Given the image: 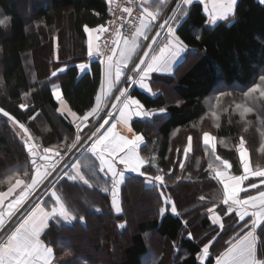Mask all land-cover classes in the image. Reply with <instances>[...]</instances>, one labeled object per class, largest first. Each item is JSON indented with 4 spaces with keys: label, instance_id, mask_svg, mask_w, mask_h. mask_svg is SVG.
Here are the masks:
<instances>
[{
    "label": "trees",
    "instance_id": "16d2710c",
    "mask_svg": "<svg viewBox=\"0 0 264 264\" xmlns=\"http://www.w3.org/2000/svg\"><path fill=\"white\" fill-rule=\"evenodd\" d=\"M112 3L109 5L106 0H30L32 14L29 26L16 0H0V12L8 18L7 26H0V108L30 129L39 121L38 124L49 126L51 132L45 141L47 145L63 142L64 128L69 133H75L76 128L67 116L59 114L60 103L54 99L51 85H34L26 59L33 60L34 55H39L40 70H47L50 53H44V40H52L67 13L77 42L75 47L81 49V43L87 40L84 28L105 26ZM178 24L176 35L190 50V55L179 64L182 72L171 77L176 96H167L160 85L169 81L158 78L153 81V88L161 92L158 96L137 88L132 94L148 110H166L150 119L132 121L134 131L144 137L140 153L150 161L142 171L146 169L149 175H163L165 184H150L144 177L132 173L120 189L121 209L116 213L110 193L104 191L105 188L111 191L112 181L98 172L99 169H96L95 177H88L84 165L96 158L86 153L80 160L81 173L89 178L90 183L67 177L57 187L59 196L75 219L58 223L50 220L42 237L44 243L52 248L57 264H144L153 239L163 255L160 264H216L217 256L240 232L243 223H239L235 214L225 218V226L221 230L208 211L215 207H219V212L225 210L222 206L223 192L215 180V170L221 171L223 165L215 156L230 162L233 174L242 175L238 148L243 137L250 166L253 170H264V123L261 130L258 129L257 119L253 116L248 119L252 124L247 127L239 115L229 116L231 109L221 118L218 127H210L209 121L206 123L208 111L205 102L221 85L248 89L264 76V4L258 0H238L234 20L210 28L204 7L195 3ZM58 38L62 45L61 60L55 70L60 71L57 77L65 103L78 116H83L96 106L103 67L97 60L92 63L91 72L81 75L78 64L87 60V55L76 48L74 50V43L73 48L63 46L62 35L58 34ZM21 104L27 107L21 108ZM49 110L57 118L51 117ZM7 120L0 113V122L7 125ZM178 131L180 135L175 139L174 134ZM205 131L213 133L217 140L237 144L226 149L216 142L213 155L203 143ZM7 136L0 133V156L14 157L23 164L22 159L28 153L25 146L15 144L12 150ZM189 137L193 146L185 156ZM96 162L99 165V161ZM210 163L212 169L209 168ZM14 165L0 162L2 168ZM259 180L263 178L253 176L250 179L252 183ZM137 197L147 204V211L145 216L135 218V225L130 206ZM166 198L170 202L166 203ZM173 205L175 213L171 211ZM94 223H103L106 235L95 233L93 247H80L79 241L86 231H92ZM121 224L125 227L121 228ZM257 235L258 255L264 259L261 229ZM205 246L209 247V256L202 263L200 258Z\"/></svg>",
    "mask_w": 264,
    "mask_h": 264
},
{
    "label": "snow or ice",
    "instance_id": "6c2138e0",
    "mask_svg": "<svg viewBox=\"0 0 264 264\" xmlns=\"http://www.w3.org/2000/svg\"><path fill=\"white\" fill-rule=\"evenodd\" d=\"M112 0H109L111 3ZM165 0H158L156 5V11H149L147 9L141 14L139 18V24L135 27V33L131 38H121L119 29L116 30L117 39L113 41L119 48V55L117 57L116 48L112 49V56H108L106 63L105 84L102 85L101 94L97 96V107H93L90 112H87L83 116H77V113L70 110V115L81 123L89 121V118H100V105L107 106L106 101L109 98L115 100L111 104V108L114 111L105 113L106 119L102 120V124H96L90 130V134H86L87 138L82 137L80 132L83 129L80 124H77V133L71 143H67L66 151L61 152L58 148H63V145H57L55 147H44L38 154V145L33 141V137L29 134L28 128L25 124L20 123L14 116L10 115L8 111L0 108V113L4 117H7L13 124L19 126L23 131L26 139L24 140L25 147L32 157V165L34 169V175L30 177L31 183H25L20 179H16L13 188H9L7 193L0 192V206L4 205V201L7 197L13 194L16 187L24 186L22 193L15 199L9 201L7 205V215L9 217L15 215L16 211H19L18 206H23L28 192L35 190L39 183L48 179L53 172H56L57 166L60 162H63L64 169H72L71 172H63L64 176H67L71 180H81L84 184H89V178H86L81 173V163L79 159H73L72 155L75 152L91 153L96 160L99 161V171L110 174L113 184V206L116 211L119 212L120 208L115 200V189L122 184L126 177L125 172L136 173L145 178L147 183L158 182L161 185L165 184L164 176L149 175L147 170L144 169L146 163L150 161L146 160L140 154V145L144 142L142 135L133 134L132 139L118 136L115 132L117 123H123L127 125L129 119L135 115L138 117H148L156 115L154 112L145 110L144 105L138 99H135L129 93L127 88H118V95L112 96L113 88H116L121 77L124 76V70L128 69V65L131 62L132 68L128 69L131 73L135 74L138 79L135 80L139 87L151 92L152 89L149 86L148 80L152 73L168 74L173 71V65L178 64L182 54L187 50V46L176 35L175 29L170 23V19H164L162 23L158 25L159 29L166 31V39L162 46H157L155 49L152 47L157 43V37L161 36V31H156L155 35L151 38V43L145 47L148 49L144 51L138 62H135L133 57L137 54L141 45L138 43L139 38L144 40L149 39V31L151 28L156 27L152 21H156L159 18V5L163 4ZM237 0H201V3L205 4V11L208 13L209 22L215 23L217 20H227L234 11V6ZM149 0H142V6L148 4ZM192 0H183L184 5H190ZM261 4H264V0H260ZM210 4V7H209ZM123 12L132 15V9L125 7ZM8 18L0 19V26H7ZM167 28L165 29V26ZM107 29L103 26L99 28L89 29L85 27V31L89 34L88 42V55L91 57L93 53L92 33H103ZM99 37H97L98 39ZM122 44V46H121ZM97 55L100 53L97 52ZM81 71H86L87 65H79ZM63 71V69H61ZM53 76L57 73L53 72ZM128 79H133V76H129ZM261 83H256L247 91L243 93L244 97H250L254 93H259L261 97H264V76L260 77ZM53 95L57 99L61 98V91L59 89L54 90ZM231 92H221L220 96H230ZM220 96L216 97L217 103L220 101ZM21 108L27 107L25 104L20 105ZM235 109L240 111L241 120H244L248 113L253 111V108L243 103H236ZM165 109H159L161 114L165 113ZM214 119L218 120L219 116L215 111L212 112ZM34 118V117H33ZM111 121V123H110ZM103 125H108L107 128L101 130ZM86 126V125H85ZM218 126V125H217ZM130 132L131 128L128 129ZM247 130V129H245ZM215 137L209 132H204L203 143L205 146H210L212 154L215 155L216 145ZM192 138H188V147L184 149V154L191 150ZM223 143V141H221ZM245 141L243 137L239 143V155L241 163L243 164L244 175L233 176L228 175L225 171L215 170V178L223 185V200L222 203L227 205V213L230 214L235 211L236 215L244 223L240 227V232L236 234L231 241H229V247L216 258V264H264V259H259L257 256V232L258 228L261 229V234L264 235V190H259L257 194L253 195L249 193L246 198H240L241 192H246L248 188L258 189L257 183H250L247 187H242L245 180L249 178V175L264 177V170H257L255 172L249 171L248 152L244 147ZM82 153V154H83ZM48 154H52L53 157L59 158L50 167L46 168L44 172H41L39 161H47L50 159ZM215 159L223 165L224 169H228L231 166L227 161L221 160L219 156H215ZM155 157L152 158L154 162ZM123 165V169H119L118 166ZM88 172V177H95L96 170L94 166L84 165ZM184 167L183 163L180 165ZM209 168L212 169L213 165L210 163ZM24 176H29V172L25 171ZM39 178V179H37ZM58 181L53 180L50 185V198L54 201L51 208L48 207L47 201H39L34 203L29 209L26 210L24 218L12 229L5 230L4 214L0 213V264H51L52 248L45 246L40 240L41 232L48 227L50 220H58L62 218L64 221H71L75 219V215L65 205L61 197L57 194L56 183ZM264 183V181H261ZM108 189L105 188L104 191ZM163 195V193H161ZM170 202L166 198V203ZM15 209V210H14ZM164 209H161L163 212ZM173 213L176 212V207L173 205L171 208ZM209 212L213 209L209 208ZM245 217H251V223L245 220ZM83 219V217H81ZM219 217H215L214 222H218ZM121 228L125 225L121 224ZM223 228V224L220 225ZM249 228L248 231H244ZM243 233V234H241ZM209 247L203 248V255L207 256Z\"/></svg>",
    "mask_w": 264,
    "mask_h": 264
},
{
    "label": "rangeland",
    "instance_id": "374dc122",
    "mask_svg": "<svg viewBox=\"0 0 264 264\" xmlns=\"http://www.w3.org/2000/svg\"><path fill=\"white\" fill-rule=\"evenodd\" d=\"M16 2L18 4V7H19L21 13H23V15L25 16V18L28 22V25L30 26L31 25L30 24V15L32 14V10L29 7L30 0H16ZM181 2H182V0H176V2H174V4L169 9V11L165 15H160L158 20H160L161 16H163L162 19H170V23L172 24L174 29L177 28L179 21L185 17L186 12H187V8H188L187 5H184V4L181 5ZM236 4H237V2H236ZM236 4H235V6H236ZM235 6H234L233 14L227 20H217L214 24L209 22V26L215 25L218 22H227V23L232 22L235 18ZM209 7H210V4H209ZM4 18H6V17L0 12V19H4ZM162 22L163 21H161L160 23H162ZM166 28H167V25H166L165 29ZM155 33L156 32H154V35H155ZM58 34L63 36V41H64L63 46H65L67 48H71V47L73 48V43H74V50H75V48H76L75 46H76L77 42H76L75 36L73 35V28H72L71 24H69V14L68 13L64 16V20L61 21L60 24L58 25L55 34L52 35V40L51 39H45L44 40V45H45L44 53H46L47 51L50 53L49 61L47 64L48 65L47 70L46 69H44L43 71L40 70L41 69L40 68L41 60L39 58L40 57L39 55H36V56L34 55L33 60H32V58L26 59V63H27V66L29 68L30 75L32 76V81H33L34 85H37V86L44 85V84L53 85L55 83L53 81V79H55V77L52 78V76H53L52 73L53 72H56V73L60 72V71H56L55 67H57L56 65H57L58 61L61 60V56H60L61 53L60 52H61V48H62V45H60V42H59ZM156 39H157L156 45L152 46L154 49L157 46L163 45V43L165 42V39H166V31L163 30L162 35L157 37ZM85 45H86L85 43H81V45H80L81 49L76 48V50L78 52L81 50L82 53H85L87 55L88 53L85 51ZM145 46L146 45H143L142 48H144ZM147 50L148 49L145 47L143 51H147ZM111 54H112V52H111ZM111 54H109L108 56H110ZM189 55H190V50L187 48V50L182 54V57H181L182 61L189 58ZM106 60H107V58H106ZM134 61H136V60H134ZM103 65H104V67H106L105 62L103 63ZM131 65H132V63H131ZM174 68H175V70H174L173 74H176L177 76L183 70L179 65L177 66V64L173 65V69ZM176 69H177V71H176ZM125 73H124V76H125ZM170 74H169V76H163V75L159 76L156 73H153V74H151L150 79H153L154 81L156 78L161 79V80L167 79L169 82H167L165 85H163V83H162V85H160V87L164 90V92L166 93L167 96L172 98V97L176 96V92L173 89V86H175V84L173 82L170 83V81L172 79L171 78L172 75H170ZM129 76H133V79H128ZM136 79H138V78L135 77V74L129 72L127 77H125V81H123L124 83H123L122 88L129 89L130 84L129 83L127 84V82L132 81L135 83ZM257 83H261V81L259 80ZM157 86H159V84ZM152 90H155V89L152 88ZM247 90L248 89H243V88H240L238 86L227 87L225 85H221L220 88L217 89L216 91H214L213 94L205 102V105H206V108L208 111L206 123L209 121V123L211 124L210 127H212V126L218 127L220 125L221 118L224 115H228L232 109V113L229 114V116L233 117L234 115H239L240 121L245 122L247 127L252 124L251 121H249L248 119H251V117H253V116H255L257 119L256 121H257V124L259 125L258 129L260 127H262V125L264 123V114H263L264 113V97H261L259 95V93H254L250 97H244L243 93ZM221 92H231V95L230 96H220ZM115 95H118V89L115 92L114 96ZM217 96H220L219 103H217V101H216ZM114 102H115L114 99H112V100L110 99L108 102H106L107 106H104L100 110V118L99 119L89 118V121L81 123V121L76 120L74 117H68L67 116L69 121L75 126L76 132L75 133H69L64 128L63 132H62L63 133V135H62V141L63 142H61V143L60 142L54 143L53 145H52V143L49 145H47L45 143V141L47 140L48 135L50 134L51 130H50V127L45 125V124H38V123H40V121L37 124L33 125L31 127V129L26 126L29 130V134L33 137L32 142L36 143L39 146L37 149V153L39 154L44 147H55L57 145H63V148H58L57 150H59L61 152L66 151L67 143H71L72 140L75 138V134L77 133V127H76L77 124H80V127L83 129V131L80 132V135L82 137L87 138L86 134H90V130L94 127V125L102 124V120L107 118L105 116V113L110 112V111H114L111 108V104ZM236 103L246 104L247 106L252 107L253 111L251 113H248L244 120H241L240 111L235 109ZM59 111L61 113H64L65 110H64V108H61V110H59ZM213 111H215L217 113V115L219 116L218 120L213 118V116H212ZM49 113H50L51 117L53 116L54 118L55 117L57 118V116L54 113H52L51 110H49ZM7 121H8L7 125L5 123L0 122V133L3 135L8 134L7 137H8V142H9L10 148H12V150H13L16 147L15 144L18 147L21 145L25 146L24 140L26 139V136L24 135L23 131L19 128L18 125L13 124L12 121H9V120H7ZM110 123H111V121H110ZM107 127H108V125H103L101 130H103ZM200 127H201V125H200ZM207 127L208 126L206 125L205 130L208 129ZM5 129H7V131ZM260 130H261V128H260ZM209 133L213 137H215L214 142L215 143L217 142V144L222 146L223 148L232 149L233 144H237V143H230L229 140H222V139L217 140L216 136L213 133H211V132H209ZM179 135H180V131H178L174 134V138L177 139L179 137ZM221 141H223V143H221ZM192 146H193V144H191V147ZM207 148L211 149L210 146H207ZM82 153H83V150L81 149L80 152H75L74 155H72V158L74 160L78 158L80 161L83 158L84 154H86V153H83V154ZM48 155H49V157L53 158V160L48 161V162L39 161V165L41 166V168H40L41 172H44L46 168L50 167L54 162L59 160V158L53 157L52 154H48ZM22 161L24 163L19 164L14 157L10 159V158L5 157V156H0V162L3 163L4 165L15 164L14 166L9 167V168H7V166H5L4 168L0 167V176H1L0 177V183H1L0 192L7 193L9 188H13V186L15 185L16 179H20V180L24 181L25 183H31L30 177L32 175H34V169H33V165H32V157L29 155V153H27V156L24 159H22ZM248 161L250 163V157H248ZM95 162H96V160L90 161L88 165L94 166V167L96 166V168H95V170H96V169H99V165L97 162L96 163ZM258 170H263V169L258 168ZM25 171L29 172V176L23 175V173ZM71 171H72L71 169H70V171H69V169H64L63 168V162H60L59 165L57 166L56 172H53L52 175L48 177V179L44 180L42 183H39L35 190L28 192V196H27L26 201L24 202L23 206H18L19 211L15 212V215L17 213H20L17 215V216H19L17 221H19L22 217H24V215L26 214V210L29 209L34 203L38 202V200L39 201H47L48 207L51 208V206L54 203V201H52L50 198V192H49L51 183L53 182V180L58 181L57 183H60V181L62 179H64L65 177L67 178V176L63 175V172H71ZM249 171L251 173V172H255L257 170L251 169L250 164H249ZM249 177L253 178L252 175H249ZM37 179H39V178H37ZM58 186L59 185H57V187ZM57 187H56V191H57ZM23 190H24L23 185L16 187L13 191V194L5 199L4 205L0 206V212L8 211L7 205L9 203V201L17 198L22 193ZM113 191L114 190H113V185H112L111 191H110V189H108V191H105V193H107V194L111 193V197H112ZM57 194L59 195L58 191H57ZM132 203H133V205L130 206V210H131V213H132L134 220H136L135 218L137 216L141 217V216L146 215L147 204L145 202L141 201V199L137 197L134 200V202H132ZM15 215H13V216H15ZM11 217H9L8 215L4 216V222L6 224L5 226L8 225V223L10 221L9 222H7V221ZM53 221L58 223V222H61L64 220L62 218H59L58 220H53ZM72 221L73 220L65 221V222H72ZM134 222L136 225L137 220ZM103 226H104L103 223H98V224L94 223L92 226V231L91 232L86 231L85 235L79 241V246L83 247L85 249H90V247H93V245L95 244L93 235L95 233H98L100 235H106V231H105ZM152 243L153 244L150 245V253L145 258L144 264H160L162 261L161 258H163V255L160 253V250H159L160 246L156 243L155 239L152 240ZM101 258H103V257H101ZM54 263L57 264V262H54Z\"/></svg>",
    "mask_w": 264,
    "mask_h": 264
},
{
    "label": "crops",
    "instance_id": "0c3cea01",
    "mask_svg": "<svg viewBox=\"0 0 264 264\" xmlns=\"http://www.w3.org/2000/svg\"><path fill=\"white\" fill-rule=\"evenodd\" d=\"M108 3H109V0H106ZM113 1V0H112ZM258 1H260V0H258ZM174 2H176V0H165V2L163 3V4H161V5H159V17H160V15H165L168 11H169V9L171 8V6L174 4ZM112 3V2H111ZM111 3H109V5L111 4ZM195 3H199V4H201L203 7H204V13H205V15L207 16V18H208V26H209V16H208V13L205 11V4H203V3H201V0H192V3L190 4V5H187L188 6V8H187V13H188V11H189V8L193 5V4H195ZM237 3H238V0H237ZM158 4V0H149V3L148 4H144L143 6H142V0H141V9H142V13L144 12V10L145 9H147V10H149V11H153V12H155L156 11V5ZM236 6H237V4H236ZM236 6H235V11H236ZM187 13H186V15H185V18H186V16H187ZM163 18V16H161V19L160 20H156V21H152V23L153 24H155L156 25V27H153V28H151V30L149 31V33H148V35H149V39L148 40H144L142 37L141 38H139V40H138V43L141 45V47L138 49V52H137V54L133 57V59L134 60H136L135 62H138V60H139V58H141V56H142V54H143V50H144V48H142L143 47V45H148V44H150L151 43V38H152V36L154 35V32H156V31H161V35H162V33H163V30H161V29H159V27H158V25L160 24V22L161 21H163L164 19H162ZM219 23H222V22H218L217 24H215V25H212V26H209L210 28H214L215 26H217ZM229 23H231V22H229ZM178 26H179V24H178ZM178 26H177V28H178ZM166 27V26H165ZM87 28H89V27H87ZM177 28H175V32H176V30H177ZM89 29H92V28H89ZM84 32H85V34H86V37H87V40L85 41V42H82V43H85L86 45H85V51L88 53V42H89V34H88V32H86L85 31V28H84ZM121 38H123V37H121ZM91 39H92V44H93V55L90 57L88 54V56H87V60H85V61H83V62H80L79 64H78V69H79V72H80V74L82 75V74H85V73H88V72H91V65H92V63L93 62H95V61H97L98 60V56H97V46H96V32H93L92 33V37H91ZM121 46H122V44H121ZM114 48H116V53H117V57H118V55H119V48H117V46H116V44L114 45ZM84 52V51H83ZM113 55V53L110 55V56H112ZM182 62V59L178 62V64H177V66L180 64ZM81 64H85V65H87V68H86V71H81L80 70V68H79V65H81ZM131 67H132V65H131V62L129 63V65H128V69H131ZM62 69H64V68H62ZM103 69V80H102V85H104L105 84V74H106V67H103L102 68ZM128 69H125L124 70V73H125V76H122L121 77V81H120V83H119V85L116 87V88H113V90H112V96L114 97V94H115V92L117 91V89L118 88H122L123 87V81H125V77H127V75L129 74V70ZM174 70H175V68L173 69V71L171 72V74L170 75H173V72H174ZM153 74V73H152ZM157 75H163V76H169V74H161V73H156ZM55 77V79H53V81L55 82L53 85H51V87H52V92H54V90H56V89H59L60 91H61V98L60 99H57L56 98V96L55 95H53L54 96V99L58 102V103H60V110H61V108H64V113H61L60 111H59V114L60 115H63V116H68V117H72L71 115H70V108H69V106L65 103V99H64V94H63V91H62V87H61V85H60V83H59V80H58V77H57V75L56 76H52V78H54ZM153 79H149L148 80V83H149V86L151 87V89L153 88ZM130 84V88H129V93H130V95H132L133 94V92H134V90L137 88V89H139L140 91H142V92H145V93H149V94H151V96H158L161 92H159V91H155V90H152L151 92H148V91H146V90H144V89H142V88H140L139 87V85H138V83H136L135 85H134V82H127V84ZM102 85H101V88H102ZM101 94V89H100V93H99V95ZM133 96V95H132ZM134 97V96H133ZM135 99H138L137 97H134ZM112 100L113 98H109L106 102H108L109 100ZM139 100V99H138ZM140 101V100H139ZM141 102V101H140ZM142 104V103H141ZM143 105V104H142ZM95 107H97V100H96V106ZM104 107V104H101L100 105V110L102 109ZM145 108V107H144ZM145 110H147V111H150V112H154V113H156V114H158V113H160V112H158V111H156V110H148V109H146L145 108ZM72 111V110H71ZM78 116V115H77ZM153 117V116H152ZM151 117V118H152ZM91 118V117H90ZM134 119H150V118H148V117H138V116H135V115H133L130 119H129V121H128V123H127V125H125V124H123V123H117V127H116V129H115V132H116V134L118 135V136H121V137H125V138H127V139H132L133 138V134H137L135 131H134V129L132 128V121L134 120ZM129 128H131L132 129V131L130 132L128 129ZM215 145H216V143H215ZM141 146L142 145H140V148H141ZM239 149V148H238ZM139 151H140V149H139ZM141 154V153H140ZM142 156V155H141ZM228 162V161H227ZM239 162H240V166H241V170L243 171V174L242 175H244V169H243V164L241 163V160H240V158H239ZM155 164V163H154ZM228 164L231 166L230 168H228V169H224V167H222V170L221 171H225L228 175H233V176H239V175H236V174H233V172H232V168H233V166H232V164L230 163V162H228ZM250 164V163H249ZM251 167V166H250ZM118 168L119 169H123V165H119L118 166ZM251 169H253L252 167H251ZM100 172V171H99ZM101 174H103V176L105 177V178H107V179H110L111 181H112V178H111V175L110 174H106L105 172H100ZM132 173L131 172H125V177H126V179L131 175ZM259 178H263V180H259V182L257 183L258 185H259V187H263L261 190H264V183H261V181H264V177H259ZM125 179V180H126ZM250 179H252V178H248L247 180H245L244 182H243V184H242V187H247L249 184H250V182L252 183V181H250ZM215 180L219 183V186H220V188H221V190H222V192H223V185L219 182V180L218 179H216L215 178ZM249 180V181H248ZM248 181V182H247ZM125 183V181L122 183V184H120L119 186H117V188H116V190H115V200H116V203H117V205L119 206V208H120V189H121V187L123 186V184ZM256 183V182H255ZM258 191L259 190H256V189H252V188H248L247 189V191L246 192H241L240 194H239V196H240V198H246L247 197V195L249 194V193H251V194H253V195H255V194H257L258 193ZM110 195H111V193H110ZM113 196H112V201H113ZM222 206H223V208L225 209V210H221V212H219L218 211V208L219 207H215L214 209H213V211L211 212V219H212V221H214V219H215V217H219V220H218V222H215V224L217 225V227L219 228V229H221V230H223L224 229V220H225V218H228L229 216H232V214H235V216H236V219L237 220H239V223H244V221H241L240 219H239V217L236 215V213H235V211H233L232 213H230V214H228L227 213V205H224V204H222ZM114 209H115V211H116V208L114 207ZM121 209V208H120ZM8 211H4V212H0V213H3L4 214V216L5 215H7L6 213H7ZM116 213H120V211L119 212H117L116 211ZM221 215H223V216H221ZM230 218V217H229ZM246 219H249L250 221H251V217H245V220ZM251 223V222H250ZM250 223H249V225H250ZM221 224H223V228H221L220 227V225ZM48 226H49V222H48ZM263 227V226H262ZM47 228L48 227H46L42 232H41V235H40V240L42 241V243L45 245V246H47L45 243H44V240H43V234L45 233V231L47 230ZM260 228H258L257 230H256V232L258 233V230H259ZM247 230H249V228L247 229ZM258 236V235H257ZM214 242H212L211 243V245L213 244ZM258 243H259V240H257V247H258ZM47 247H49V246H47ZM51 248V247H50ZM209 256V252H208V254H207V256H204L203 255V253H202V255H201V258H200V261L202 262V263H204V262H206V260H207V257ZM257 256H258V258L260 259V257H259V255H258V248H257ZM55 261H54V258H53V251H52V258H51V264H55L54 263Z\"/></svg>",
    "mask_w": 264,
    "mask_h": 264
},
{
    "label": "built area",
    "instance_id": "2783aa9c",
    "mask_svg": "<svg viewBox=\"0 0 264 264\" xmlns=\"http://www.w3.org/2000/svg\"><path fill=\"white\" fill-rule=\"evenodd\" d=\"M128 7L132 9V15L122 11L123 8ZM142 14L140 0H114L110 8V18L108 23L103 26L107 30L103 33H97V51L100 53L99 56L103 62L112 51L114 47L113 41L117 39L116 30L119 29L121 37L131 38L135 33V27L139 24V18ZM61 180V179H60ZM51 190H49L50 192ZM17 213L12 216L5 226V230L14 228L24 217L17 221ZM6 222V223H7ZM6 225V224H5Z\"/></svg>",
    "mask_w": 264,
    "mask_h": 264
},
{
    "label": "water",
    "instance_id": "95a60500",
    "mask_svg": "<svg viewBox=\"0 0 264 264\" xmlns=\"http://www.w3.org/2000/svg\"><path fill=\"white\" fill-rule=\"evenodd\" d=\"M52 160H53V158L50 157V159L47 160V161H43V160H41V161H43V162H48V161H52Z\"/></svg>",
    "mask_w": 264,
    "mask_h": 264
}]
</instances>
